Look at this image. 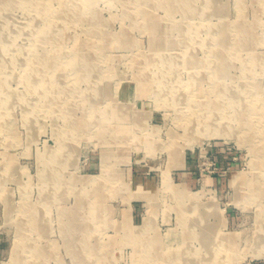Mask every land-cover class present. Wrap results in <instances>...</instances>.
<instances>
[{
    "label": "rangeland",
    "instance_id": "rangeland-1",
    "mask_svg": "<svg viewBox=\"0 0 264 264\" xmlns=\"http://www.w3.org/2000/svg\"><path fill=\"white\" fill-rule=\"evenodd\" d=\"M66 1L69 8L83 6L86 18L57 21V33H41L43 40L22 33L34 7L44 14L50 5L63 22ZM208 1L190 2L198 14L188 11V1L173 0H8L9 9L0 7V26L9 32L7 61L17 58L8 69L0 65L6 82L0 85V264H152L155 251L145 246L155 242L158 253L175 256L181 246L201 249L197 237L206 231L232 241L228 249L217 248V264H264L256 248L264 190L258 203L246 202L250 179L264 173L253 150L264 138V0H212L211 9ZM223 23L230 29L229 52L221 58L225 77L218 92L212 86L214 68L222 64L219 45L214 53L210 47ZM240 24L246 35L237 33ZM5 42L0 37V55ZM160 51L167 53L163 68L149 64L161 60ZM192 58L198 63L189 65ZM65 60L97 67L102 87L94 78H78ZM165 68L166 82L143 85L164 96L136 92L141 77ZM196 74L203 79L192 96ZM98 88L103 98L93 107L87 92ZM113 91L128 95L120 104L133 114L127 127L114 124ZM253 103L259 120L248 117ZM207 109L231 134L198 135L187 145V118L206 120ZM68 112L84 127L72 129ZM237 113L246 120L238 124ZM183 147L184 165H176L171 151ZM147 220L153 222L149 244L138 232ZM190 221L197 224L194 233ZM207 250L201 251L211 256ZM212 263L204 257L203 264Z\"/></svg>",
    "mask_w": 264,
    "mask_h": 264
},
{
    "label": "bare ground",
    "instance_id": "bare-ground-1",
    "mask_svg": "<svg viewBox=\"0 0 264 264\" xmlns=\"http://www.w3.org/2000/svg\"><path fill=\"white\" fill-rule=\"evenodd\" d=\"M173 1H176V2H178L180 4L188 1L189 2V4H188L189 8H187V9H188V11L190 13H193V14L201 13L200 10H197V8H193L192 4H190V2H195L196 0H173ZM47 4H49V2ZM212 4H213V1L209 0L207 7L209 9L214 8V6ZM67 5H68V1H66V4L64 2L63 8H62V14H63L62 19H63V22L61 21V19L59 17V15H61L60 11L52 10L50 5H45L44 6V9H45L44 10V14L40 13V10H38V7L37 8L34 7L36 9L33 8L34 10L32 9V12L29 13V16H26V19H28L27 23H29V25H28V27L25 28V32H22V33L30 32L31 35H39L38 38L43 40V38L41 36V33H42V35H44L43 37H45V38H47V36L50 35V34H56L57 33V30L55 29L56 25H57L56 24L57 21H59V23H66L67 20H72V19L81 20V19L86 18L85 17L86 16V10L83 8V6L77 5V4L76 5L73 4V6L71 5V7L69 8V7H67ZM0 7H4V9H9L10 8V3H8V0H0ZM204 13H208V15H209V13H213V11H210V12L206 11ZM7 14H8V17L11 18L12 15L10 13H8V12H7ZM95 18H97L99 20V17L97 15H96ZM6 20H9V19H6ZM39 20H43L44 21L45 27L37 26ZM97 24H99V23H97ZM246 27L247 26L240 24L238 26V30H237L238 32L237 33L238 34L239 33H243V34L246 35V33H247V28ZM95 28L98 29L97 26H95ZM46 29L49 30L47 33L44 32ZM229 30H230L229 26L227 24L223 23L219 27L218 33H216L217 35L214 34V39H213L214 42L212 41L213 42L212 43L213 46H212L211 43H210L211 47L209 45V47L211 48L210 49V53L211 52L214 53V51L216 52L218 49L220 51L219 52L220 55H216L217 60H218L217 65H219L220 62L222 63L221 58H223L225 56V52H229L228 48L226 47V44H227L226 33L229 32ZM12 32L13 31L10 28V33H12ZM8 34H9L8 30L4 31L1 28V26H0V37H1L2 40H4V42L7 41V38H8L7 35ZM15 34H17V33H15ZM245 35H243V36H245ZM219 36H220V40H218ZM7 42H5L4 48H3V51H4L5 54L0 55V58H3V57L5 58V59L3 58L4 60L2 59L3 61L0 62L1 67L4 68V69L5 68L8 69V68H10L11 65L13 66V65L17 64V58L16 57H14L13 60L7 61V55H8V52H9V44ZM216 42H217V45H219V48L217 46V50H216ZM164 43H166V42H164ZM157 54L162 55L161 56V60L156 62V61H154V58H152L149 61V64L150 65H154L155 64L156 67L160 66L161 68H163L162 66H165V61L167 60L166 58H165V60H163V58L166 57L167 53L164 52V51L163 52L160 51V53H157ZM157 54H154V55H157ZM47 59H48V56L44 55V58L42 60L46 61ZM67 63H68L69 67L71 66V63H72L73 64L72 66L78 69L79 76H80V77L77 76L78 78H80L81 80L82 79L89 80L90 82L94 78L95 86H101L102 87L103 84H102L101 80L97 81V79L95 78V75H96V72H97V67L90 68L89 62L81 63V62H78L76 60H75V62L74 61L70 62V61H67V60H65L63 62V64H67ZM197 63H198L197 60L192 58V59H190V64L189 65H194V64H197ZM19 64H20V62H19ZM172 65H173V61H171L169 63V66H172ZM56 70H57V67H56ZM167 71H169V68L162 69L158 73L151 72V73L145 74V76L143 78L142 77L140 78L141 81H139L136 84V90H137L136 92L139 93V94H148L151 97H157V98L161 97V96H164V94H161V92H162L161 89H160V91L151 90V91L147 92V91L143 90L145 88V86H143V85H145V83H146L144 80L153 81L155 83L158 81V84L166 82L167 80H166L165 73H167ZM192 72H194V71H192ZM213 72H214L213 73L214 85L212 87H213L214 90H217L219 92L222 89V87H220V86H222V81H223V79L225 77V75H224V73H225V64L222 63L219 68L218 67L214 68ZM32 73L33 72L27 74L25 79L32 78ZM196 75L198 76V78L196 77ZM196 75L195 76L191 75L190 82H189V85L191 86L189 88L192 91V96L195 95L193 90H195V89H197L199 87V85L202 83V79H203V77L200 74H196ZM176 77L175 78L171 77L170 80H174V79H176ZM3 83H6V82H3L2 80H0V85L2 87H3ZM60 84H61L60 81H55V85L56 86H58ZM95 86H94V88H95ZM169 88H171V86ZM101 89L102 88L93 89V91L87 92L86 100H89L88 102L90 104H92L93 107H95V105H96L95 103L98 101V99L103 98L102 93L99 92V90L101 91ZM224 90L228 91L229 93L233 92L230 89H228L227 87H224ZM113 92L115 93L113 96L116 97L114 99L117 100L115 102V106L113 108V110L116 112L114 124L117 127H119V128H120V126L122 124L126 125V127H127L128 124H129V121H132L133 114H132V111H131V109L129 107H125L124 108V106L122 107L120 104H122V102H123L122 99L123 100L127 99L128 95H127V97L123 95V97L121 98V94L117 93L116 91H113ZM8 95L10 96V99L13 98V94L12 93H10V94L8 93ZM233 95H235L234 92H233ZM23 97H21L20 99L25 100ZM240 101H241V99H240ZM251 104H252V102H251ZM215 105L217 106V104H215ZM251 106H252L251 107V111H250V114H249L248 117L255 115V117L254 116L251 117V119L254 118L255 120H259L260 119L259 117H263L261 112H260V109H259L260 107L259 106H256L255 103H253V105H251ZM263 110H264V108H263ZM208 112L210 114H209V116L206 115L207 116L206 120H202L201 119V116H203V115H201V116L197 115V116H192L190 118H187V121L185 122V128H186V131H187V135H186L187 145L194 146L197 143V141H198V135L200 136V135H203V134H213V135H229V134H231V132L227 130V127L223 123L222 124H215L217 122L216 118L211 115V113H212L211 111L208 110ZM206 113H207V111H206ZM66 116H69V117H67L68 120L73 121L72 119H74V118L72 117L73 115L70 112H68V114H66ZM245 118H247V117H245ZM245 120L246 119H244V117L241 114L237 113L236 122L238 124L242 123ZM202 124H205V126H206L203 131H201V125ZM86 126H89V124H86ZM70 127L72 129H78V128H81V127H84V126L82 124L80 125L77 121H75V122L73 121L72 125ZM258 144H256V145H258ZM260 144H259L260 148H258V149H256V147H255L256 145H254L253 147H255V148H253V150H254L255 157L258 160L257 163H256V165H257L256 169L259 170V171H262V169H264V138L262 139ZM171 155H172L173 159L175 160V164L176 165H179V164L184 165V160H185V156H186V150H185L184 147L180 148V149H178V148L174 149L173 148L172 151H171ZM242 179H243V176L242 175H238L236 177V179H235V183L237 182V184H238ZM249 184H250L249 185V195L247 196L246 202L247 201H250V202L252 201V202L258 203V200H260V197H261V193L264 190V173H258L257 175H255L252 179H250ZM167 187L168 188H172L173 185L171 183H168ZM175 193L177 194V191H175ZM184 194H185V192H184ZM193 199L199 201V197L198 196L190 195V200H193ZM152 200H153V198L151 199L150 202H152ZM196 209H197V207H196ZM210 209L213 212L217 208L215 206H212V207H210ZM257 223H258V228L257 229H258L259 235H258V238H257L256 248H257V253L259 255H263L264 254V206L260 205V204H259V212H258V215H257ZM152 224H153V222L151 220H149V221L147 220V223L142 228V230L140 228L139 231H138L140 236H141V238H142V241L147 243V244H149L151 242V238L152 237L147 236V233H148L149 228L151 227ZM196 225L197 224L192 223L191 221L188 222V224H187V226H189V228L192 230L191 231L192 233H194L193 229L195 228ZM206 225H208V224H206ZM188 233H189V230H188ZM197 238L203 244L201 249H192V247H189V246L185 245L190 240V239H186L185 240V244H184L185 246H181L180 250L178 251V254L175 255V256L174 255H167L165 252H159L158 253L156 251V249L158 248L157 245L153 244L155 242H152L153 245L151 244L149 246L146 244L147 246H145V247H146V249H150V250H154L155 251V253H152L150 255V257L153 260L152 264H165L163 262H167V261H169L170 264H178L175 261H171L172 259H176V261H177V259H184L187 262L185 264H203V260H204L205 256L207 258H211V260L213 261L212 264H217L218 261L221 259V255L219 254L217 248L221 249L223 247V249H224V248H227L226 247L227 245L230 246L231 243H232L230 238L221 237L219 234H217L215 232L212 233V234H209V232L206 231V232H204V234L201 237H197ZM203 249H206V250L207 249L208 250L211 249L210 251H213L212 255L210 256V252H208V253L205 252L203 254V252L201 251ZM182 254H183V257L181 256ZM226 258L229 259L230 255L228 254L226 256ZM180 264H183V263H180Z\"/></svg>",
    "mask_w": 264,
    "mask_h": 264
}]
</instances>
